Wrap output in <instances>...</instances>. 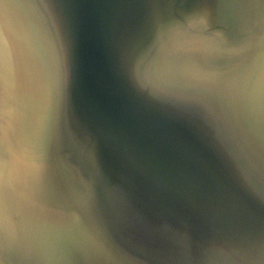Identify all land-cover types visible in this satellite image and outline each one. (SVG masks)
Instances as JSON below:
<instances>
[{
    "label": "water",
    "instance_id": "obj_1",
    "mask_svg": "<svg viewBox=\"0 0 264 264\" xmlns=\"http://www.w3.org/2000/svg\"><path fill=\"white\" fill-rule=\"evenodd\" d=\"M0 107V264H264V0H0Z\"/></svg>",
    "mask_w": 264,
    "mask_h": 264
},
{
    "label": "bare ground",
    "instance_id": "obj_2",
    "mask_svg": "<svg viewBox=\"0 0 264 264\" xmlns=\"http://www.w3.org/2000/svg\"><path fill=\"white\" fill-rule=\"evenodd\" d=\"M15 34H16L18 39H21V41H20L21 51L22 52L24 51L25 52V56L30 58L31 57V53H30L29 49H27V40L25 39V36H24L22 30H20L18 28V26H16ZM2 75H3L2 78H3L4 86H6L7 91H8V87L11 84V80L9 81V78L7 77V71L4 74H2ZM13 76H14V73H13ZM11 77H12V74H11ZM16 95L19 96L18 92H17ZM17 103H18V105L20 107L18 106V107L11 108V111H12V122H13V126L12 127L14 129H18V127L20 125V120H21V113H20L21 104H20V100L19 99H17ZM1 107H0V110L4 111V109L1 108ZM2 134H3V129L0 128V137H1ZM3 140L5 141L4 137L2 138V142H3ZM0 145H1V141H0ZM10 149L11 150L8 152V155H7L9 157V158H7L8 161L9 160H13V159L14 160L15 159L18 160L19 156H18V153L15 152V148L13 149V151H12V147H10ZM1 164H0V190L2 192H5L6 191V186H7L8 189H12L13 190L11 193H14L13 194L14 198H16V199L17 198H23V195H22L20 187H19V183L16 184V176L13 173L14 168L12 167V169H13L12 170L10 165H6L5 163L2 164V165ZM8 170H10V171H8ZM7 177L9 179V182H7ZM5 180H6V182H5ZM1 200H2V198H1ZM16 203L18 205H20L18 202H16ZM14 206H16V205H14ZM14 206H12V208H15ZM23 212L24 211L22 210V212H19L18 214L14 215L15 219H18L20 221V219L22 218V213ZM16 222H18V221H16Z\"/></svg>",
    "mask_w": 264,
    "mask_h": 264
},
{
    "label": "rangeland",
    "instance_id": "obj_3",
    "mask_svg": "<svg viewBox=\"0 0 264 264\" xmlns=\"http://www.w3.org/2000/svg\"><path fill=\"white\" fill-rule=\"evenodd\" d=\"M1 234H3V233H0V235H1ZM6 234H8V231H5V233H4L3 235L0 236V237L2 238V241H3V240L8 241V236H7Z\"/></svg>",
    "mask_w": 264,
    "mask_h": 264
}]
</instances>
